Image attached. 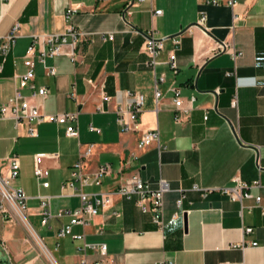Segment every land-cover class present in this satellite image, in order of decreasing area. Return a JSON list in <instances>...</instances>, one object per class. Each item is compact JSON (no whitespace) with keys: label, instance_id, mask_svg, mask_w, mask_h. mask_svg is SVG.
Segmentation results:
<instances>
[{"label":"crops","instance_id":"obj_1","mask_svg":"<svg viewBox=\"0 0 264 264\" xmlns=\"http://www.w3.org/2000/svg\"><path fill=\"white\" fill-rule=\"evenodd\" d=\"M129 1L0 0V45L19 25L13 48L0 56V106L14 96L19 77L27 72L23 62L33 36L59 34L68 25L83 34L75 63L63 55L45 59L54 76L46 75L38 60L46 45L36 43L31 56L35 88L21 90L46 115L77 113L78 135L67 136L68 124L15 128L11 118L0 121L1 170L7 172L8 159L18 157L20 169L10 187L23 190L27 221H6L0 212V264H74L81 259L93 264L100 255L91 246L100 244L107 246L114 264H264V197L261 206L253 199L241 206L222 193L234 178L264 182V0H236L233 8L206 0H135L124 14ZM71 6L76 12L66 20ZM150 31L163 39L154 66L156 76L165 78L157 85L158 103L143 47ZM172 38L180 44L175 46ZM221 44L226 50L217 53ZM233 51L242 53L236 61ZM171 52L176 73L167 64ZM40 87L49 91L45 98L33 96ZM172 87L180 90L183 105L192 107L182 121L175 119ZM128 92L144 96L140 133L122 132L116 122V108L131 102ZM104 96L109 100L103 101ZM234 96L237 108L231 107ZM30 127L37 136L26 135ZM155 130L158 142L138 149L141 132ZM85 145L93 149L84 160V175L92 179L104 164L112 172L83 192L113 194L86 225H74L72 236L58 238L70 220L56 217L58 212L80 206L77 184L75 190L62 185ZM37 154L59 156L43 161L47 188L33 174ZM134 175L152 189L160 179L168 184L162 213H142L136 196L127 200L115 193L121 186L132 187ZM250 194L256 197L260 191ZM41 197L49 198L53 215L45 226ZM156 218L163 219L162 229ZM84 244L88 247L80 250Z\"/></svg>","mask_w":264,"mask_h":264},{"label":"built area","instance_id":"obj_2","mask_svg":"<svg viewBox=\"0 0 264 264\" xmlns=\"http://www.w3.org/2000/svg\"><path fill=\"white\" fill-rule=\"evenodd\" d=\"M143 1V0H137ZM135 0H130L125 8V13H129L130 7L134 4ZM207 4H212L215 6L225 5L227 7L233 8L236 4V0H206ZM76 12V8L71 6L67 9L64 18L70 20L71 16ZM123 14V15H124ZM155 16L161 15V11H155ZM19 29V25L15 24L10 32L2 38V43L0 45V56L3 58L10 52L15 44L16 33ZM154 32L150 31L146 35V41L143 45L144 51L149 57L146 66L152 68L154 72V66L156 64V58L163 50V39L154 38ZM83 36L82 33L78 32L73 26L68 25L66 30L59 34H49L44 36H33L31 44L28 46L25 53V60L23 64L27 67V72L19 77L18 87L15 90V94L6 104L0 106V121L5 118H11L15 123V128L19 127L23 123L31 125H39L41 123H56L59 125H67L66 134L70 137H76L78 135L76 124L78 122L77 113H63L57 115H46L41 112L40 108L31 103L28 98L23 97L21 90L25 88L34 89L33 81L35 78L34 73V62L31 56L34 54V45L36 43L43 42L46 45L44 50H41L38 55L39 62L44 66L46 75L54 76V67H47L45 65V59L54 56H67L72 63L76 61L75 49L80 38ZM112 35L108 36V40H112ZM173 44L178 46L180 40L178 38H172ZM226 45L221 44L217 46V53L224 52L226 50ZM242 53H231V57L234 61L239 59ZM167 64L173 73L177 71V60L174 52L169 53ZM2 66L0 65V70ZM154 98L158 103L162 94L157 89V85L165 81L164 76H156L154 72ZM173 94V104L175 108V119L176 121H182L188 117L192 107L190 105L184 106L182 99L180 97V90L176 87H172L169 90ZM49 94V91L45 87H40L34 93L33 96L37 95L41 98H45ZM74 94L72 93L71 96ZM128 97L131 102L127 108L118 106L116 108V122L120 127L122 132H134L140 133L141 123H140V113L144 103V96L138 92H128ZM109 100L108 97L104 96L103 101ZM193 101V98L190 102ZM231 107L237 108V100L234 96L231 100ZM92 130L99 132L98 129L93 128ZM26 135L29 137L37 136V132L33 127L26 130ZM159 134L158 131H148L141 132V136L138 140V149H143L150 146L154 142H158ZM93 149L92 145H85V149L79 153L78 160L74 164L73 169L70 173V177L67 182H64L62 189L65 186L71 187L75 190V184H77V190H79L78 196L80 199V206L74 210H62L58 212V218L69 217V223L62 226L57 233L58 238H64L67 236H72L71 230L74 225H86L90 220H92L100 210L104 209L110 203V196L113 193L103 192V193H85L83 188L89 186H99L102 183V179L111 174V166L109 164H104L99 166L93 174V178H87L83 173L84 160L91 154ZM57 154H37L34 157V168L33 174L38 182L48 178L49 171L44 168L43 161L45 158H50L53 160L58 159ZM2 162L0 160V212L3 214V218L6 221L18 220L21 223L27 225L26 221V196L22 189H12L10 187V181L18 176L20 169V164L18 157L16 155L11 156L7 162V172H2L1 170ZM258 168L261 169L258 164ZM44 188L49 186L48 182H41ZM258 189L260 194L253 197L250 194V190ZM169 191L168 184L160 179L158 181L157 188L152 189L147 183H144L138 175L132 176V187L127 188L121 186L116 190V194L131 200L134 196L137 197L136 205L141 210L142 213H148L151 211L162 213L163 208V198L164 194ZM222 193L227 195L231 201L238 202L243 206V201L245 199H253L255 206H261L262 199L264 197V182L260 179L255 180L251 183H245L239 180V178H234L233 185L229 188L222 190ZM181 200H178L180 204ZM40 210L42 216V225L45 226L48 220L53 217L50 210V200L48 197L40 198ZM154 222L159 229L164 226V221L162 218L154 219ZM76 239H82V236H73ZM256 245V244H253ZM88 245L84 244L80 250L85 251ZM90 247V246H89ZM239 246L232 245L231 248H237ZM96 250L100 259L93 264H114L113 260L107 255V246L105 244L91 246ZM74 264H90L85 259H81ZM158 264H174L171 261H162Z\"/></svg>","mask_w":264,"mask_h":264},{"label":"rangeland","instance_id":"obj_3","mask_svg":"<svg viewBox=\"0 0 264 264\" xmlns=\"http://www.w3.org/2000/svg\"><path fill=\"white\" fill-rule=\"evenodd\" d=\"M39 232V231H38ZM27 233V232H26ZM39 235L41 236L42 235V233L41 232H39Z\"/></svg>","mask_w":264,"mask_h":264}]
</instances>
